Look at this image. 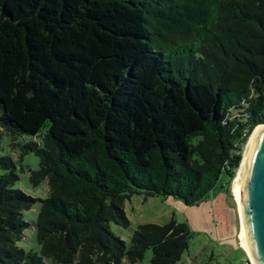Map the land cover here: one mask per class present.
I'll return each instance as SVG.
<instances>
[{"label":"trees","instance_id":"trees-1","mask_svg":"<svg viewBox=\"0 0 264 264\" xmlns=\"http://www.w3.org/2000/svg\"><path fill=\"white\" fill-rule=\"evenodd\" d=\"M264 123V0H0V135L38 137L36 198L0 157V264H176L192 231L140 224L135 194L194 205L228 185ZM227 186V187H226Z\"/></svg>","mask_w":264,"mask_h":264},{"label":"rangeland","instance_id":"rangeland-1","mask_svg":"<svg viewBox=\"0 0 264 264\" xmlns=\"http://www.w3.org/2000/svg\"><path fill=\"white\" fill-rule=\"evenodd\" d=\"M40 142V139L31 135H20L13 139L6 132L0 135V157L9 156L16 165L15 172L18 180L14 187L36 198L32 207L24 212V219L29 223L24 230L18 245L25 250L39 252L40 246L36 240V222L41 200L48 195L47 180L33 185L30 180V171L37 170L39 159L33 153H23L22 146L28 142ZM6 170L0 168V174ZM236 176V175H235ZM234 176V178H235ZM234 178L228 185V192L220 185H224L226 178L221 176L217 188L213 190L206 200L194 205H185L181 200L174 198L163 199L153 196L144 199L142 194H135L126 200L124 210L130 222L127 228H120L111 223L112 232L130 244L133 231L145 223L165 224L172 216L179 222H186L192 236L182 259L176 264H246L249 256L238 246L237 237L233 244L231 234L236 231L241 222L238 206L232 191ZM240 233V232H239ZM240 239V238H239ZM152 250L148 249L139 264H150Z\"/></svg>","mask_w":264,"mask_h":264},{"label":"water","instance_id":"water-1","mask_svg":"<svg viewBox=\"0 0 264 264\" xmlns=\"http://www.w3.org/2000/svg\"><path fill=\"white\" fill-rule=\"evenodd\" d=\"M253 132L245 153L238 198L250 262L264 264V123L257 124Z\"/></svg>","mask_w":264,"mask_h":264},{"label":"bare ground","instance_id":"bare-ground-1","mask_svg":"<svg viewBox=\"0 0 264 264\" xmlns=\"http://www.w3.org/2000/svg\"><path fill=\"white\" fill-rule=\"evenodd\" d=\"M253 138H254V132L252 133V135L248 139V142H247L246 147L244 149L243 157H242L240 166H239V168H238V170L236 172V176L234 178L233 187H232V191H233L234 196H235V201H236L237 206H238L239 217H240V203H239V198H238V192H239L240 177H241V173H242V170H243V167H244L245 153H246V150H247V148H248V146L251 143ZM240 222H241L240 243H241L242 247L246 250L247 254L250 256L249 251H248V247H247V243H246V240H245V231L243 229L241 217H240ZM250 258H251V256H250ZM251 261H252V259H251Z\"/></svg>","mask_w":264,"mask_h":264},{"label":"crops","instance_id":"crops-1","mask_svg":"<svg viewBox=\"0 0 264 264\" xmlns=\"http://www.w3.org/2000/svg\"><path fill=\"white\" fill-rule=\"evenodd\" d=\"M218 188H219V187H218ZM239 232H240V224L238 225L237 230L232 232L231 237L233 238V244H234V243L237 244L236 241H235V239H236L235 237H237V238H238V239H237V242H238V244H239V245H238V244H237V245L242 247V245H241V243H240V241H239V238H240V233H239ZM242 249L244 250V255H245V257H246V255H248V254H247L246 250H245L243 247H242Z\"/></svg>","mask_w":264,"mask_h":264},{"label":"built area","instance_id":"built-area-1","mask_svg":"<svg viewBox=\"0 0 264 264\" xmlns=\"http://www.w3.org/2000/svg\"><path fill=\"white\" fill-rule=\"evenodd\" d=\"M239 241H240V239H239ZM246 264H252V263L250 262V259L246 262Z\"/></svg>","mask_w":264,"mask_h":264}]
</instances>
